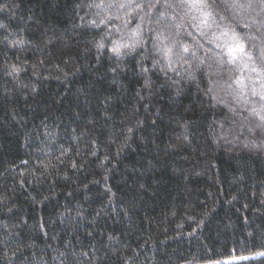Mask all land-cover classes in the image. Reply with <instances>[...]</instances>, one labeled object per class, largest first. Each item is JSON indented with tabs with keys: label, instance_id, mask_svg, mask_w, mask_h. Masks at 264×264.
Here are the masks:
<instances>
[{
	"label": "trees",
	"instance_id": "obj_1",
	"mask_svg": "<svg viewBox=\"0 0 264 264\" xmlns=\"http://www.w3.org/2000/svg\"><path fill=\"white\" fill-rule=\"evenodd\" d=\"M263 22L264 0H0V264H264ZM201 26L241 60L181 41Z\"/></svg>",
	"mask_w": 264,
	"mask_h": 264
},
{
	"label": "rangeland",
	"instance_id": "obj_2",
	"mask_svg": "<svg viewBox=\"0 0 264 264\" xmlns=\"http://www.w3.org/2000/svg\"><path fill=\"white\" fill-rule=\"evenodd\" d=\"M185 20H186V23H189V21H190V19L187 16L185 17ZM250 20L254 21V18H251ZM258 22H259V20H258ZM173 28H170L171 30L168 29L166 31V34H167V36H171V37L173 36L174 39H178L180 37V34L176 30V28H174V29ZM221 30H224V29L220 28V30H219L217 28L213 29L212 26H208V27L201 26L198 31H192L191 30L190 33H185L184 34L185 38L183 40H181V41L183 42L184 40H186V38H188V39L191 38V36L193 34L195 36V38L200 40L199 44L203 46L202 47L203 49L208 50V51H210V53H212L213 51H215V49L223 51V48H225L226 51L229 54V57L233 60V61H230L229 58H228L229 62L231 64L232 63H236L238 60H241L242 55H243V54H239V49H238L239 43H237L235 41L236 38L233 39L234 36H233V34L230 31L229 32L227 31L228 34H224V33L221 32ZM229 40H232V41L230 43V48L228 49V47L226 45V42L229 41ZM214 56H217V55H214ZM218 58L221 61V62L219 61V65L224 64L225 59H224V57L222 56L221 53L218 56ZM232 65H234V64H232ZM224 66H225V64H224ZM201 68H200V66H198V69H201ZM225 68H222V70L224 71ZM231 69H233V67H231Z\"/></svg>",
	"mask_w": 264,
	"mask_h": 264
},
{
	"label": "snow or ice",
	"instance_id": "obj_3",
	"mask_svg": "<svg viewBox=\"0 0 264 264\" xmlns=\"http://www.w3.org/2000/svg\"><path fill=\"white\" fill-rule=\"evenodd\" d=\"M241 51H242V48L240 49ZM231 51V50H230ZM245 259H246V257H245Z\"/></svg>",
	"mask_w": 264,
	"mask_h": 264
}]
</instances>
